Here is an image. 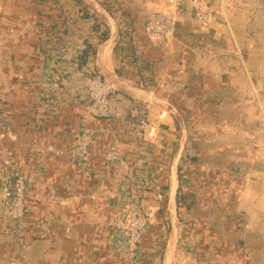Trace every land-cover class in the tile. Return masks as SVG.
Instances as JSON below:
<instances>
[{"label":"crops","instance_id":"1","mask_svg":"<svg viewBox=\"0 0 264 264\" xmlns=\"http://www.w3.org/2000/svg\"><path fill=\"white\" fill-rule=\"evenodd\" d=\"M204 1L202 23L175 0H0V185L31 177L19 222L0 193V264H264V0ZM154 13L172 36L145 34ZM84 70L111 85L108 115ZM129 199L150 215L133 261L114 227Z\"/></svg>","mask_w":264,"mask_h":264},{"label":"built area","instance_id":"2","mask_svg":"<svg viewBox=\"0 0 264 264\" xmlns=\"http://www.w3.org/2000/svg\"><path fill=\"white\" fill-rule=\"evenodd\" d=\"M177 3H186L191 11L192 17L196 21L206 22L211 19L212 12L209 5L204 0H175ZM176 28V21L172 15L154 13L145 23L144 32L148 37L167 38L173 35ZM84 70L85 99L87 110L91 115L105 116L109 114L111 85L98 74ZM142 131L149 123L143 119L138 121ZM94 130L87 126H82L75 139L71 154L81 166L87 165L90 155V146L93 143ZM121 149L119 145L112 144L106 152L105 161L116 164L121 160ZM31 177L26 174H19L14 171H7L4 174L0 185L1 205L7 211L9 219L19 222L24 216L23 200ZM150 215L147 212L139 211L136 203L129 199L123 203L121 212L116 216L114 227L122 233L128 247L130 261L135 258L136 247L140 243L144 231L149 224ZM131 263V262H130ZM129 263V264H130Z\"/></svg>","mask_w":264,"mask_h":264}]
</instances>
